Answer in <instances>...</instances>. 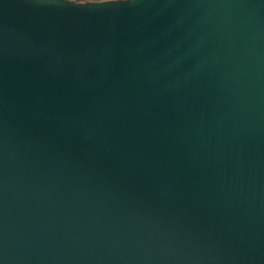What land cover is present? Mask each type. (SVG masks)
<instances>
[{"label": "water", "instance_id": "95a60500", "mask_svg": "<svg viewBox=\"0 0 264 264\" xmlns=\"http://www.w3.org/2000/svg\"><path fill=\"white\" fill-rule=\"evenodd\" d=\"M71 2L0 0V264H264V0Z\"/></svg>", "mask_w": 264, "mask_h": 264}, {"label": "clouds", "instance_id": "9594fccd", "mask_svg": "<svg viewBox=\"0 0 264 264\" xmlns=\"http://www.w3.org/2000/svg\"><path fill=\"white\" fill-rule=\"evenodd\" d=\"M68 2L71 3V4L77 5V4L73 3V2H71V0H68ZM98 5H101V4H98ZM77 6H80V5H77Z\"/></svg>", "mask_w": 264, "mask_h": 264}, {"label": "rangeland", "instance_id": "374dc122", "mask_svg": "<svg viewBox=\"0 0 264 264\" xmlns=\"http://www.w3.org/2000/svg\"><path fill=\"white\" fill-rule=\"evenodd\" d=\"M75 1H81V2H83V1H85V0H75ZM96 1H98V0H96Z\"/></svg>", "mask_w": 264, "mask_h": 264}, {"label": "trees", "instance_id": "16d2710c", "mask_svg": "<svg viewBox=\"0 0 264 264\" xmlns=\"http://www.w3.org/2000/svg\"><path fill=\"white\" fill-rule=\"evenodd\" d=\"M85 1H90V0H85ZM85 1H83V2H85Z\"/></svg>", "mask_w": 264, "mask_h": 264}]
</instances>
